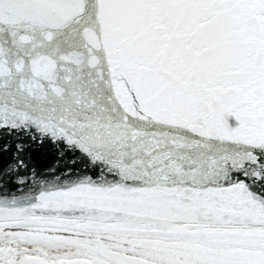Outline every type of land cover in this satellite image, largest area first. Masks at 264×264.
<instances>
[{
    "label": "snow or ice",
    "instance_id": "obj_1",
    "mask_svg": "<svg viewBox=\"0 0 264 264\" xmlns=\"http://www.w3.org/2000/svg\"><path fill=\"white\" fill-rule=\"evenodd\" d=\"M0 264H264V0H0Z\"/></svg>",
    "mask_w": 264,
    "mask_h": 264
}]
</instances>
